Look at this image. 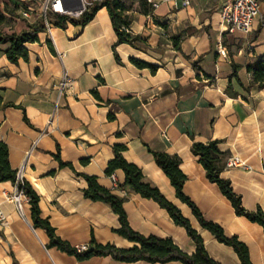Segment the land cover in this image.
<instances>
[{
    "label": "crops",
    "instance_id": "obj_1",
    "mask_svg": "<svg viewBox=\"0 0 264 264\" xmlns=\"http://www.w3.org/2000/svg\"><path fill=\"white\" fill-rule=\"evenodd\" d=\"M4 1L0 0V6ZM220 2L191 0L183 6L166 1V6L159 3L147 15L131 11L129 29L146 46L117 45L121 64L112 51L117 37L105 7L85 25H52L51 34L40 32L39 41L26 44L27 61L10 62L3 51L6 45L0 46V140L7 144L11 167L39 196L41 217L72 246L88 245L92 237L119 248L138 245L114 232L120 224L109 204L84 196L87 181L81 174H86L124 198L123 208L133 230L170 238L182 251L195 252L185 228L175 224L153 199L125 186L121 169L105 173L114 157L113 145L120 144L126 147L124 159L139 167L142 180L180 210L213 260L240 264L233 248L203 228L191 208L176 197L149 150L176 155L186 176L183 193L203 218L218 224L226 236H237L247 246L251 264H264V228L235 213L190 150L193 141H218V149L226 154L220 177L230 182L246 210L264 211V88L250 87L245 69L264 54V25L260 18L247 33L223 31ZM259 2L264 14V0ZM34 11L24 18L29 23L37 20L39 6ZM162 17L171 25L178 24L180 30H194L179 49L170 44L157 48L159 37L152 20ZM24 28L23 20L13 23L15 31ZM227 40L226 56H222L217 43ZM131 57L158 68L154 73L138 68L129 61ZM232 63L239 65L237 77L231 76ZM63 75L67 84L60 89ZM57 154L74 169L61 167L54 157ZM232 156L243 159L248 168L227 167ZM17 191L11 182H0V206L6 217L0 224V264H182L119 262L110 256L79 261L56 247L47 248V234L33 227L30 204L23 203L20 215L8 198Z\"/></svg>",
    "mask_w": 264,
    "mask_h": 264
},
{
    "label": "trees",
    "instance_id": "obj_2",
    "mask_svg": "<svg viewBox=\"0 0 264 264\" xmlns=\"http://www.w3.org/2000/svg\"><path fill=\"white\" fill-rule=\"evenodd\" d=\"M20 7L24 9L28 8H25V5L19 3L17 0L4 1L0 6V46L6 45L3 51L6 58L12 63H18L20 59L27 61L28 50L26 44L39 41L38 34L46 30L42 18H38L33 23H29L26 19L21 18L18 12ZM101 7H105L109 14L113 30L117 37V40L112 45V51L116 62L121 64L116 46L125 43L139 49L140 47L136 42H144V40L128 30L131 20L124 13L125 7L119 0H104L96 3L79 18L53 16L49 23L60 28H65L68 24L67 22L73 25H85ZM143 14H150L149 9L143 8ZM17 20H23L25 22L24 29L20 31L13 30V23ZM178 38H181V40L184 39L182 33L175 36V39ZM175 48L179 49V44L176 42ZM129 61L138 68H148L152 73L158 68L157 65L133 57ZM231 66V76L237 77L236 68L239 65L232 63ZM245 69L251 78L250 87L264 88V54L247 63ZM237 80L241 84L239 79ZM93 93L96 94L95 91ZM2 106V98L0 97V108ZM109 116L111 118L113 117L112 115ZM24 120L28 122L26 116H24ZM217 143L218 141H209L207 143L193 141L190 150L193 155L198 157V162L204 168L207 179L218 185L223 195L230 201L235 213L245 216L250 221L256 222L264 228V211L260 208H257L255 211L246 210L242 205L241 197L233 191L230 182L220 177L226 154L218 149ZM112 148L114 157L108 162L105 173L111 175L116 169H121L125 174V186L142 197L153 199L160 207L166 209L173 222L184 227L189 237L195 243V252L193 254L182 251L170 238H161L153 235L144 236L133 230L127 221V215L123 208L124 198L117 196L111 190L101 186L95 176L86 174H81L87 181V188L83 190L84 196L92 201H102L109 204L112 211L118 216L120 224L117 229H114V232L138 245H133L129 248H119L111 243H98L92 237L87 245V249L79 251L77 247L72 246L67 240L62 239L55 233V229L51 226L48 219L41 217L38 205L39 196L27 181L18 178L17 170L11 167L8 160L7 144L2 140H0V182H11L29 198L33 227L43 229L49 238L46 247H56L62 252L73 255L79 261L94 256H110L119 262H136L142 260L150 263L179 261L182 264H220L208 255L201 236L191 227L189 221L181 214L180 210L167 200L156 187H152L142 180L143 174L139 167L124 159L122 152L126 147L115 144ZM149 151L153 155L155 164L169 179L171 186L175 190L176 197L191 208L200 225L211 232L219 242L231 246L237 253L240 264H251L247 246L239 241L235 235L230 237L226 236L218 224L204 219L196 205L183 193L182 187L186 176L179 169L180 159L176 155H169L153 150ZM54 157L59 161L61 167L67 166L74 169L71 163L63 162L58 154L54 155ZM81 161L86 162L87 160L82 159Z\"/></svg>",
    "mask_w": 264,
    "mask_h": 264
},
{
    "label": "built area",
    "instance_id": "obj_3",
    "mask_svg": "<svg viewBox=\"0 0 264 264\" xmlns=\"http://www.w3.org/2000/svg\"><path fill=\"white\" fill-rule=\"evenodd\" d=\"M104 0H41L39 5L38 16L44 20L46 30L49 34L50 28L53 25L49 23L48 16L65 17V18H79L89 11L96 3ZM153 7H157L160 1L149 0ZM173 3H180L186 6L191 0H166ZM220 6L218 10L219 14V25L223 31L233 34L235 32L247 33L252 30L253 25L261 18V24L264 25V14L261 11V5L259 0H220ZM33 10L28 6V9L20 10V14L24 18L32 16ZM69 24V22H67ZM217 52L222 56H226V49L222 45L221 41L217 43ZM67 84V77L63 75L60 81V89L65 87ZM227 167H236L247 169L248 165L246 162L238 156H232L227 159ZM19 178V177H18ZM20 179V178H19ZM11 199L20 213L23 215V203L29 202V198L24 194L22 190L17 191L11 196ZM6 220L5 214L0 206V224H3ZM79 251L87 249V245H81L77 247Z\"/></svg>",
    "mask_w": 264,
    "mask_h": 264
},
{
    "label": "rangeland",
    "instance_id": "obj_4",
    "mask_svg": "<svg viewBox=\"0 0 264 264\" xmlns=\"http://www.w3.org/2000/svg\"><path fill=\"white\" fill-rule=\"evenodd\" d=\"M17 1L19 3L25 5V8H27L28 6L31 7L34 13H35L34 10H36L38 8V6L41 2V0H17ZM119 1L125 7L124 13L130 18V20H131L130 12L133 10L143 14V8L149 9L150 13L153 12V10L155 9V7H153L152 3L149 0H119ZM155 1H160L159 3L166 2V0H155ZM167 2H169V1H167ZM164 5L166 6L167 3H164ZM23 7H20L18 10L21 18H24V16H22V14H20V10H22V9L24 10ZM181 7H183V6H181ZM173 10L175 11L174 7H173ZM212 10L213 9L208 10L207 13H211ZM33 17H35V15H33ZM36 17H37V19L40 18L39 16H36ZM48 20H50L49 16H48ZM152 23L155 25V27L153 29L156 31H154V32L159 37V40L157 42V48L160 50L164 49L167 44H170L174 48H175V42L180 44V42L182 41L181 38L175 39V36H177L178 34L182 33V35L185 38L188 34L194 32V30L191 27H187V28H184V30H180V28H179L180 26H178V24L171 25L170 20H166L164 17H162L159 20L153 19ZM209 28H210L209 26L206 28L207 32H208ZM128 30L130 31V29H128ZM229 41L230 40H227L226 42L222 41V45H224L225 43H228ZM136 44L141 46V47H144V48L146 46L145 41L144 42H136Z\"/></svg>",
    "mask_w": 264,
    "mask_h": 264
}]
</instances>
